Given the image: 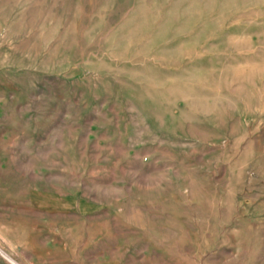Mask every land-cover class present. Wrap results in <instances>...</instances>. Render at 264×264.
Instances as JSON below:
<instances>
[{
	"label": "rangeland",
	"instance_id": "obj_1",
	"mask_svg": "<svg viewBox=\"0 0 264 264\" xmlns=\"http://www.w3.org/2000/svg\"><path fill=\"white\" fill-rule=\"evenodd\" d=\"M0 264H264V0H0Z\"/></svg>",
	"mask_w": 264,
	"mask_h": 264
}]
</instances>
